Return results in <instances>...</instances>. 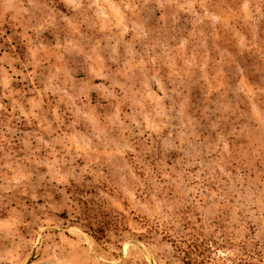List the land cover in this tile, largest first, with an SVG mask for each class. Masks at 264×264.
Instances as JSON below:
<instances>
[{
	"label": "rangeland",
	"instance_id": "1",
	"mask_svg": "<svg viewBox=\"0 0 264 264\" xmlns=\"http://www.w3.org/2000/svg\"><path fill=\"white\" fill-rule=\"evenodd\" d=\"M0 264H264V0H0Z\"/></svg>",
	"mask_w": 264,
	"mask_h": 264
},
{
	"label": "trees",
	"instance_id": "2",
	"mask_svg": "<svg viewBox=\"0 0 264 264\" xmlns=\"http://www.w3.org/2000/svg\"><path fill=\"white\" fill-rule=\"evenodd\" d=\"M87 226L92 232V235H96L97 241L101 240L106 235V230L110 227L106 221H101L99 214H94L92 210L88 209L84 212Z\"/></svg>",
	"mask_w": 264,
	"mask_h": 264
}]
</instances>
